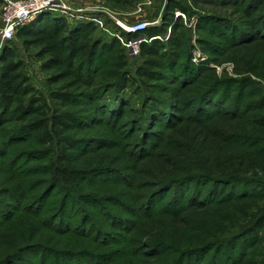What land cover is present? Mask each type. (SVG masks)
Wrapping results in <instances>:
<instances>
[{
	"label": "trees",
	"instance_id": "trees-1",
	"mask_svg": "<svg viewBox=\"0 0 264 264\" xmlns=\"http://www.w3.org/2000/svg\"><path fill=\"white\" fill-rule=\"evenodd\" d=\"M239 1L218 0L240 16L200 17L198 28L211 37L201 40L213 55L206 62L220 61L216 54L249 52L264 79V0L243 7ZM176 10L188 12L170 2L161 24L138 34L123 30L126 38L144 36L136 56L117 36L95 34L94 21L50 11L19 26L2 46L0 174L13 183L0 184H7L0 187L1 222L45 213L42 223L54 234L88 241L76 239L66 252L26 245L32 252L24 258V247L7 248L0 264H264V202L235 231L215 233L200 222L212 209L233 211L239 203L264 200V84L218 76L206 63L193 64L188 51L183 56ZM15 40L25 51L36 50L49 73L48 96L30 82ZM249 43L254 46H244ZM61 81L68 86L51 87ZM130 112L136 118L122 120ZM97 116L108 130L96 129ZM121 122L131 124L128 133L117 131ZM131 133L138 141L124 142ZM116 143L123 167L107 164ZM96 155L103 156L89 159ZM21 165L45 167L41 190H30ZM163 219L168 230L149 226Z\"/></svg>",
	"mask_w": 264,
	"mask_h": 264
},
{
	"label": "rangeland",
	"instance_id": "rangeland-1",
	"mask_svg": "<svg viewBox=\"0 0 264 264\" xmlns=\"http://www.w3.org/2000/svg\"><path fill=\"white\" fill-rule=\"evenodd\" d=\"M66 6L69 7V10L67 13H63L64 15H67V18L69 20L71 19H80V17L84 18L83 20H95L96 25L98 26V29L96 30L95 34H99L104 37H113L122 35L123 29L118 25V22L124 24V25H130L136 22L145 21L148 23V26L151 25H159L161 24V19L163 13L167 11V6L170 2H179L181 5L186 6L188 8L187 13H183L180 11H175V16L178 15L182 18L181 23L176 28L175 35L177 36V39L181 41V52L183 56L186 55L187 51L190 53V59L191 62L195 65H201L203 63H206L205 65L209 68H213L218 76H227L232 78H243V77H251L255 81H259L262 84H264V79L262 77L261 72V63L259 61H255L256 69L250 65V60L246 57V52H237V50L231 51L229 53H223V55L216 54V58H220V61L218 62H206L207 58L210 56H213L211 54V51L208 50V44H205L203 46L201 44V40L203 38H211L206 37V31L204 29H199V25L197 23L200 20V17H207L208 16H222V15H231V16H240L237 12L233 10L232 6L228 5H219L218 0H135V2L129 3V4H120V5H114L110 3L107 0H62ZM249 0H242L239 1L243 3L241 7L244 6V3H247ZM3 6L1 4L0 6V26H1V19H2V12H3ZM77 9L81 10L82 12H78ZM262 12L264 11V6ZM260 12V13H262ZM184 14V15H181ZM89 18V19H87ZM169 28L167 29V33H169ZM16 41V40H15ZM17 43V53L19 56V59H22L24 63V69L27 75L30 78V82L35 86L36 91L38 93H42L45 96L49 95V86L46 83V80L49 76V73L45 72L41 68V60L38 59L35 56V49H31L30 52L25 51L22 45L16 41ZM5 44V42H0V50L2 46ZM254 43H249L244 46L253 47ZM243 47V46H241ZM243 49V48H242ZM139 55V53L137 54ZM140 63V57L135 58L134 60L130 61L129 68L132 69V71L135 69V67ZM66 81V80H65ZM61 81L59 83H56L52 85V88H55L57 86H60L61 84L67 85V82ZM136 118V113L130 112L127 116L124 117L122 120H129V119ZM101 118L99 116L96 117L95 123H97L98 126H96L97 130H103L104 128L108 130L106 127L102 126L100 123ZM134 125V123H133ZM131 129V124L125 127V125L120 123L119 129H117L118 132H123L124 134L128 133V131ZM131 138L129 137L124 142L128 143H135L138 141V134L131 133ZM117 141L119 140L118 137L116 138ZM121 142V140L119 141ZM125 144V143H124ZM120 145L117 143L114 144L112 150L113 152L110 153L109 159H108V165H115L123 167V163L125 159L121 158L120 154ZM120 151V152H119ZM109 154V153H107ZM103 154V155H107ZM93 156L89 159H95L99 157L98 159H95L94 161H99L101 159V156ZM92 158V159H91ZM88 159V160H89ZM105 159V158H103ZM85 161V160H84ZM21 163H19L20 165ZM106 164V165H107ZM129 165V163L127 164ZM40 168V169H39ZM20 169H24L23 171L26 172V177L31 184H29L30 190H41L44 185L41 182V178L45 177L46 169L45 167H30V165H21ZM263 174V172H262ZM8 176L6 174H0V184L1 182L7 183L8 186L13 183L10 179L6 180ZM143 176H141V181H144L145 179H142ZM264 177V175H262ZM144 178V177H143ZM5 184V185H7ZM5 185H0V187ZM102 188V187H100ZM85 193L88 192V189H84ZM100 194L102 189H99ZM34 193V192H33ZM31 196V195H27ZM54 198H57L55 194H53ZM105 197V196H103ZM32 197H29V201H31ZM261 202H264V200H260L258 202L255 201H249V202H243L239 203L236 209L233 211L227 210V209H212V212L217 213V217L214 218V213H207L204 214L201 217V221L203 224L209 223L207 230L212 231L215 233H218L222 230L228 231L229 229H234V225L238 224L239 222H248V224L252 221L250 218L255 216L259 211L262 209V207H259V204ZM85 204V203H84ZM244 210H247L248 213H246ZM221 211H223L221 213ZM227 211V212H225ZM239 212V213H238ZM51 213V211H48V215ZM225 216L224 214H227ZM37 215L35 217H32V214L23 213L22 216H18L14 220H8L4 219L1 222L0 219V230H3L5 232L4 236H0V251L2 250H8L7 248L13 249L17 246L19 248H23L26 245H34L35 243H40L41 246H44L46 248H53L56 251L66 252L68 250H71L73 248L72 243L74 240L79 239L81 241H88L86 238H74L70 235L69 238H63L61 236H58L57 233L54 234L53 231L50 229L51 226L47 225L46 222L42 223V218L45 216V213H37L34 214ZM219 215V217H218ZM99 216V215H98ZM99 218V217H97ZM233 218V220H232ZM226 220V221H224ZM48 223V222H47ZM149 226H152V229L154 231L160 230L166 231L168 230L167 222H165V219L158 222H152ZM202 226V225H201ZM59 227V226H57ZM64 229V228H63ZM54 230V229H53ZM190 234H194V231H189ZM143 237V236H142ZM68 239V240H66ZM159 239H162L159 237ZM70 240L72 241L71 244L64 245L65 243H69ZM35 249V246L31 249ZM25 249V247L23 248ZM19 249L20 255L24 258L25 255L27 256L32 252V250L29 249ZM75 250V249H74ZM72 250V251H74ZM78 252V250L76 249ZM143 258H145L143 256ZM50 262L47 261L46 264H49Z\"/></svg>",
	"mask_w": 264,
	"mask_h": 264
},
{
	"label": "built area",
	"instance_id": "built-area-1",
	"mask_svg": "<svg viewBox=\"0 0 264 264\" xmlns=\"http://www.w3.org/2000/svg\"><path fill=\"white\" fill-rule=\"evenodd\" d=\"M3 6L0 42H6L13 38L16 29L30 21H33L43 12L50 11L55 13H67L69 7L62 0H1ZM78 12H82L77 9ZM180 14L179 12L177 13ZM184 15V14H181ZM82 20L84 18L80 17ZM89 19V18H87ZM95 22V20H92ZM118 25L125 31L132 34L142 32L148 23L145 21L136 22L130 25H124L118 22ZM122 44L126 47L129 55L136 56L139 53V46L145 40L144 36H135L126 38L117 35Z\"/></svg>",
	"mask_w": 264,
	"mask_h": 264
},
{
	"label": "crops",
	"instance_id": "crops-1",
	"mask_svg": "<svg viewBox=\"0 0 264 264\" xmlns=\"http://www.w3.org/2000/svg\"><path fill=\"white\" fill-rule=\"evenodd\" d=\"M71 20H73V19H71ZM75 20H78V19H75ZM80 20H82V19L80 18ZM80 20H79V21H80Z\"/></svg>",
	"mask_w": 264,
	"mask_h": 264
}]
</instances>
